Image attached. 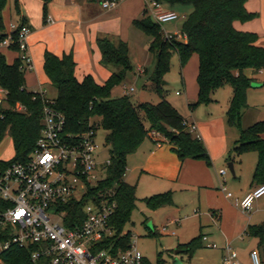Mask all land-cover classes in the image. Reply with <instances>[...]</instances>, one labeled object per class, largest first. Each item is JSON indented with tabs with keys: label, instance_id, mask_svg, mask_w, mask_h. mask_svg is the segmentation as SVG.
Returning a JSON list of instances; mask_svg holds the SVG:
<instances>
[{
	"label": "trees",
	"instance_id": "1",
	"mask_svg": "<svg viewBox=\"0 0 264 264\" xmlns=\"http://www.w3.org/2000/svg\"><path fill=\"white\" fill-rule=\"evenodd\" d=\"M45 21L48 5L52 0H40ZM88 3H103L114 0H85ZM170 7L190 6L192 11L181 27L186 41L166 39L160 26L150 17L134 20L132 26L150 38L149 53L154 57L152 82L154 92L160 96L157 105H134L130 95L113 98V89L122 85L132 70L128 58V46L123 41L113 43L107 37L96 40L100 52V65L110 71V76L102 84H97L91 76L81 82L74 76L75 64L71 54L57 57L49 52L43 56V71L51 86L56 89L52 99L53 107L65 117V133L78 135L90 129L102 128L105 132V144L109 149V165L105 177L98 184L96 192L113 198L116 208L110 218L109 227L114 236L107 241L115 244V249L125 250L131 242L129 233L123 234V228L129 221L137 201L135 187L127 184L124 176L127 169V157L134 154L144 140L151 134L161 136L171 147L180 161L185 159L204 161L210 165L207 150L199 136L191 133L184 118L166 101L160 88L163 75L168 71L170 58L176 54L181 67L185 66L192 55L198 58L196 76V105H208L213 102L217 89L228 85L232 96L225 118L229 127L238 130V139L231 155L239 157L255 153L256 165L252 175V184L264 185V121L248 128L241 127L242 111L247 105V91L252 79L245 75L246 70L253 74L264 69V48L257 46L258 36L254 33L240 32L234 23H247L255 19L256 14L245 8L246 0H155ZM7 0H0V40L5 38V29L1 13ZM45 24V22H44ZM25 25V23H21ZM10 51L15 54L11 64L0 55V83L9 92L12 104H21L25 111L15 113L7 111L0 121V143L6 133L12 139L14 155L11 162H25L33 152L40 136L42 119V101L34 92L25 89V73L20 70L18 48L14 44ZM36 97L35 100L33 98ZM148 124V127L145 126ZM86 200L70 202L66 209L70 216L82 219V207ZM149 211L173 204L172 192L156 194L142 200ZM69 222V220H68ZM80 223V221H79ZM69 228L75 227L69 225ZM246 235L256 239L258 245H264V223L251 226ZM202 235L187 244L178 245V251L191 256L202 245ZM32 246L18 248L11 246L0 255L2 264H47L46 259L33 262ZM144 264H149L144 261Z\"/></svg>",
	"mask_w": 264,
	"mask_h": 264
},
{
	"label": "crops",
	"instance_id": "2",
	"mask_svg": "<svg viewBox=\"0 0 264 264\" xmlns=\"http://www.w3.org/2000/svg\"><path fill=\"white\" fill-rule=\"evenodd\" d=\"M114 1L117 4L115 9H104L102 3L95 8L85 0H52L48 5L47 18L44 21L43 5L40 0H7L1 13L5 31H8L10 24L20 25L21 23H25L30 30L27 38L28 54L33 67L30 73L37 81L32 82L34 85L29 88L25 79L27 91L44 93L41 86L51 85L43 71L45 52L57 57L71 54L75 64L74 76L79 82L86 76H91L97 84L102 85L108 79L110 71L100 65L101 56L96 44L97 38L110 35L119 38V41H128L131 31V35H134L131 30L132 22L143 18V0ZM166 7L174 11V7L169 5ZM245 8L257 17L247 23L235 22L234 28L240 32L256 34L257 46L264 48V0H246ZM9 52L13 54V58L11 57L7 63L11 64L15 54L4 50L2 55L5 57ZM141 71L146 73L144 69ZM244 73L252 79V83L247 91V105L242 111L241 127L243 129L264 121V79L259 80L257 76L250 75L253 74L251 70H246ZM36 85L38 89H35ZM176 93H179L177 96L181 95L178 91ZM223 115L222 113L213 117L210 114L201 117L199 122L195 123L191 120L190 124L187 123L195 127V135L199 136L205 145L210 159L209 166L200 160L180 161L172 151V147L161 136L150 134L139 149L127 157V169L124 176L125 182L135 186L137 193H140L143 199L168 191L172 192L171 206L151 212L154 214L161 212L166 224L169 223L170 226L178 224L179 218L186 213L192 214L198 221L200 233L204 232L202 237L207 238L202 243L210 242L215 246L218 245L222 261L227 245L235 252L238 259L234 248L242 250L240 245L243 243L247 229L264 223V196L254 201L248 213L242 212L238 206V201L256 188L251 180L257 156L255 153H247L239 157L232 154L230 160L225 159L233 149L238 136L229 135L225 131ZM246 115L249 119L243 122ZM215 121L218 127H215ZM212 126L218 131L219 138L216 141L208 138L206 129ZM262 138L264 140V135ZM227 160L232 164L234 172L230 186L225 179L226 173L224 176L219 175L221 170H225L224 165ZM245 169L249 170V176L242 179ZM223 181L227 192L229 189L232 190V198H227V192L220 190ZM150 226L152 228L151 224ZM246 245H250L247 257L250 252L256 251L261 263L264 264V245L259 246L258 241L253 238H250L249 244ZM144 261H146L145 258ZM246 264H248V258Z\"/></svg>",
	"mask_w": 264,
	"mask_h": 264
},
{
	"label": "built area",
	"instance_id": "3",
	"mask_svg": "<svg viewBox=\"0 0 264 264\" xmlns=\"http://www.w3.org/2000/svg\"><path fill=\"white\" fill-rule=\"evenodd\" d=\"M145 2L150 19L159 26L184 18L155 0ZM116 6L115 1L102 3L104 9ZM29 34L26 25L10 24L5 38L0 40V55L4 50L10 51L14 44L17 46L20 70L24 73L33 68L27 48ZM163 36L186 41L181 32ZM263 72L261 69L258 73ZM125 92L130 95L134 89L128 88ZM35 95L43 107L40 136L33 152L25 162H11L13 156L0 159V255L11 246L21 249L32 246L33 262L42 258L47 264H144V257L134 242L125 250L115 249L113 243L107 244L114 236L109 221L116 204L110 196L96 192L109 165L108 159L98 160L96 130L78 135L65 133V117L53 107V101L43 92ZM7 111L23 113L25 108L19 103L12 104L8 90L0 83V121ZM188 128L191 133L195 132L193 125ZM225 173L221 170L219 175ZM220 190L227 192L224 181ZM263 196L264 185L257 186L238 201V206L248 213L254 201ZM226 197L232 198V194L227 192ZM82 200L86 202L79 220L77 215L70 216L66 207L72 201ZM68 223L75 227L69 228ZM171 235L176 236L175 232ZM206 247L214 249L215 245L207 243ZM222 264H238L235 252L228 245ZM248 264H262L256 251L249 253Z\"/></svg>",
	"mask_w": 264,
	"mask_h": 264
},
{
	"label": "rangeland",
	"instance_id": "4",
	"mask_svg": "<svg viewBox=\"0 0 264 264\" xmlns=\"http://www.w3.org/2000/svg\"><path fill=\"white\" fill-rule=\"evenodd\" d=\"M91 6L97 8L99 3H88ZM101 5V4H100ZM167 4L162 3L163 8ZM174 12L179 16H184L183 19H179L175 22L165 23L160 25V30L162 34H179L183 23L188 18L192 8L190 6L176 5L173 8ZM149 17L148 5L143 0V18ZM133 33L129 35V40L125 41L128 46V58L132 66L131 72H129L125 78V81L119 87L113 89L112 97L117 98L126 95L124 89L133 88L134 92L130 94L131 101L134 105L138 106L140 104H151L157 105L160 103V96L154 92V84L151 80L154 72V57L149 53L150 38L136 30L134 27ZM101 37H107L114 43L119 41V38L113 36L102 35ZM184 42L183 40H178ZM13 58L12 53L5 55L6 61L9 62ZM198 68V60L196 55H192L185 66L181 67L179 58L176 54H173L170 58V66L168 71L163 75L162 81L160 83V88L164 94L166 101L182 116V118L187 121L188 124L191 120L195 123L201 117H206V115H213L217 117L220 114L223 115V121L225 126V131L232 136H238V130L234 127H229L226 123L225 113L228 104V100L231 96V88L225 85L216 90L214 93V100L208 105H196L191 108L196 102V74ZM144 69L146 73L141 72ZM32 73L25 72V79L27 80L28 87L31 88L32 82L37 81L35 77H32ZM257 76L259 80L264 79L263 73L250 74ZM123 86L125 88H123ZM39 87L36 85L35 89ZM41 90L44 91L45 96L52 100L56 97V89L51 85L41 86ZM180 92L181 95H175L176 92ZM247 115L244 117L243 122L247 121ZM216 122V121H215ZM148 127V124L145 123ZM215 127H218V123H215ZM214 126L208 127V138L211 141L218 140V131ZM106 132L102 128L96 130L95 144L98 147L97 157L100 162H104L109 157V149L105 144ZM147 139V138H146ZM205 146V145H204ZM14 155L12 139L10 135H5L2 142L0 143V159L8 160ZM225 159H228V155ZM210 161V159H209ZM227 162L224 165L226 171L225 179L233 182L232 175L228 170ZM249 170L245 169L242 175V179L249 176ZM135 187V186H134ZM137 201L135 203V208L133 209L129 221L125 224L122 233H129L131 237V242H134L137 250L142 254L149 264H221V251L218 245L214 249H209L206 247V243H202L201 247L196 249L194 253L189 256L186 253L175 254L178 251V245L187 243L190 240L198 237L199 235H204L202 231L200 233V227L198 221L190 213L179 218L178 224L170 226L166 224L164 216L161 212L152 213L149 211L144 203L142 202V197L140 193H137ZM232 194V190H228ZM233 195V194H232ZM152 225V228L150 226ZM164 229V230H163ZM175 232L176 236H172L171 233ZM248 237V238H246ZM207 239V238H206ZM250 238L246 235L241 243V249L234 250L237 252L238 262L240 264L247 263V252L249 251Z\"/></svg>",
	"mask_w": 264,
	"mask_h": 264
},
{
	"label": "water",
	"instance_id": "5",
	"mask_svg": "<svg viewBox=\"0 0 264 264\" xmlns=\"http://www.w3.org/2000/svg\"><path fill=\"white\" fill-rule=\"evenodd\" d=\"M227 167H228V170H229V172L231 173V175H234L232 164L229 163V164L227 165ZM179 253H181V251H175V254H179Z\"/></svg>",
	"mask_w": 264,
	"mask_h": 264
}]
</instances>
